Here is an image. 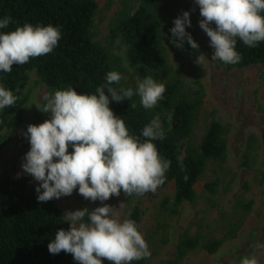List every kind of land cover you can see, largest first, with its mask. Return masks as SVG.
<instances>
[{"label": "trees", "instance_id": "trees-1", "mask_svg": "<svg viewBox=\"0 0 264 264\" xmlns=\"http://www.w3.org/2000/svg\"><path fill=\"white\" fill-rule=\"evenodd\" d=\"M169 6V0H138L132 12L122 13L110 26V38H118L123 44L128 64L138 81L166 69L159 21L160 13L167 11ZM96 9V0H0V19L10 17L12 21L7 28L0 29V33L13 31L25 23L33 26L51 24L61 31L58 45L51 53L30 58L24 65L14 64L10 73L0 71V85L18 97L14 105L0 109V150L7 144L11 132L22 122L23 107L28 99L23 90L30 71L34 70L39 80L52 90L73 88L78 94L89 95L96 94V88L107 83L106 74L109 71L122 74L121 69L111 61L106 48L93 40L92 22ZM187 50L192 58L190 84L184 86L175 78L160 81L165 84L166 91L155 110L144 109L138 95L121 102L111 101L110 98L109 104L114 114L124 120L130 134L141 140L144 139V126L157 115L161 120L165 138L152 142L156 144L160 156L170 160L171 164L165 173V183L159 187L172 181L174 190L171 197L165 196L159 203L154 234L161 232L160 245L167 242L166 220L179 211L183 202L195 203V185L207 164L215 162L220 166L227 155V129L218 120L213 119L204 126L198 143L191 139L192 127L201 115L207 92L201 81L199 64L196 63L199 52L190 45ZM235 50L241 55V60L236 64H226L227 67L264 63V41L249 47L237 37ZM111 86L135 90L137 84L129 86L122 79L119 85ZM133 103L135 108L131 107ZM169 114L172 115L170 124L167 119ZM68 151H73L71 146ZM178 156L182 157L183 171ZM242 162L244 166L249 165L247 153ZM29 177L30 174L24 172L0 179V264H79L70 253L49 252L48 244L55 239L57 231H67L69 224L57 199L43 203L37 200L35 189L40 182L30 183ZM203 189L214 196L218 178L205 181ZM73 193L79 199L84 198L79 194L78 187ZM124 195L127 203L133 197H143ZM252 205V199L242 195L235 198L232 210L239 214L238 222L250 212ZM87 208L89 211L94 209L91 206ZM141 216L142 209L136 202L131 205L125 219L134 220L140 231ZM236 227L230 228L224 237H205L200 232L191 234L185 229L177 235L174 256L160 264H179L186 254L199 248L214 253L226 236L235 232ZM154 234L146 241L151 253L158 240L156 237L155 241ZM131 264H149V260L141 259Z\"/></svg>", "mask_w": 264, "mask_h": 264}, {"label": "clouds", "instance_id": "clouds-1", "mask_svg": "<svg viewBox=\"0 0 264 264\" xmlns=\"http://www.w3.org/2000/svg\"><path fill=\"white\" fill-rule=\"evenodd\" d=\"M195 2L203 17L199 26L214 49L213 61L240 62L241 55L235 50L237 37L249 47L264 41V15L261 14L264 0ZM11 22L10 17L0 19V29L7 28ZM213 24L214 28L210 26ZM190 26L187 11L174 20L170 31L176 47L182 48L186 40L192 49L199 48L186 32ZM60 38V29L51 24L25 23L13 31L0 33V71L10 73L14 64L24 65L30 58L51 53ZM204 59L200 54L196 63ZM122 79L126 78L121 73L109 71L107 83L97 87L96 94H78L68 88L44 95L45 103L40 111L50 112L51 118L27 127L25 136L31 147L22 164L23 171L40 182L35 189L39 202L70 196L77 187L86 200L104 202L119 196L121 190L127 196H143L154 193L165 183L171 162L160 156L152 142L165 138L159 115L144 126L141 140L130 134L124 120L109 107L110 98L121 102L138 95L143 108L152 109L163 99L165 84L149 75L137 83L135 90L111 86L119 85ZM17 99L12 91L0 85V109L11 107ZM131 107L135 108V103ZM167 119L170 124L172 115ZM69 146L73 149L71 153ZM177 160L183 171L182 157L178 156ZM64 218L69 229L57 231L55 239L48 244L51 254L70 253L79 264H102L105 259L111 264H131L151 256L136 222L121 220L111 205L104 204L91 211L87 207L69 211ZM241 264H259V261L255 256L245 257Z\"/></svg>", "mask_w": 264, "mask_h": 264}, {"label": "rangeland", "instance_id": "rangeland-1", "mask_svg": "<svg viewBox=\"0 0 264 264\" xmlns=\"http://www.w3.org/2000/svg\"><path fill=\"white\" fill-rule=\"evenodd\" d=\"M97 9L93 17L92 37L104 46L110 59L122 71L124 83L132 86L139 81L128 64L125 48L118 38H110V26L122 13L132 12L138 0H96ZM169 9L160 13L161 41L166 54V69L151 75L157 82L175 78L184 86L191 82L192 58L188 53V43L185 40L182 48L176 47L170 29L174 20L183 12L190 13L191 26L186 32L197 42L200 54L204 59L199 64L201 81L207 95L201 115L195 123L191 135L194 143H198L204 131V126L211 120H218L226 127L227 155L219 166L209 162L199 177L195 190V203L183 202L179 211L167 223V242L160 245L159 231L154 234L157 225L159 203L165 196L171 197L174 183L168 182L143 197H133L126 202L124 193L112 196L109 200L93 202L85 198L79 199L76 194L62 196L57 199L63 216L67 212L108 204L116 208L121 220L125 219L132 204L139 202L142 209L140 232L145 241L154 234L155 248L152 247L149 264H160L171 259L175 253L177 238L183 230L191 234L200 232L205 237H224L227 231L235 226V232L222 242L214 252L208 253L202 249L190 251L179 264H241L245 257L255 256L259 264H264V63L246 66L227 67L220 60H212L214 49L210 46V38L200 28L203 19L195 0H169ZM215 27V25H210ZM152 73V74H153ZM28 82L24 92L28 99L24 104L22 122L11 132L7 144L0 150V179L7 175L24 173L22 164L25 154L30 150L29 139L25 136L30 124L39 125L51 118L50 112H42L45 94H54L41 82L34 70L29 72ZM156 107V106H155ZM155 107L152 110H155ZM161 122V120H160ZM5 131V130H4ZM3 131V132H4ZM247 153L249 165H242L243 156ZM218 178V189L212 196L203 189V183L212 178ZM30 183L36 180L32 175ZM242 195L252 199V209L238 222V213L232 210L235 198ZM122 204V206H120ZM152 251V250H151ZM102 264H111L106 259Z\"/></svg>", "mask_w": 264, "mask_h": 264}]
</instances>
